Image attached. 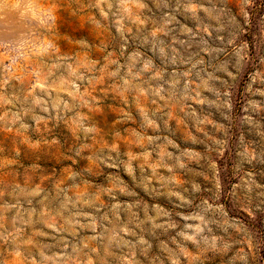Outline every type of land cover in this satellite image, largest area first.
<instances>
[{"label":"rangeland","instance_id":"1","mask_svg":"<svg viewBox=\"0 0 264 264\" xmlns=\"http://www.w3.org/2000/svg\"><path fill=\"white\" fill-rule=\"evenodd\" d=\"M0 264H264V0H0Z\"/></svg>","mask_w":264,"mask_h":264}]
</instances>
